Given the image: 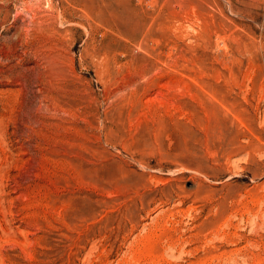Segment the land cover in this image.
I'll return each mask as SVG.
<instances>
[{"label": "rangeland", "instance_id": "374dc122", "mask_svg": "<svg viewBox=\"0 0 264 264\" xmlns=\"http://www.w3.org/2000/svg\"><path fill=\"white\" fill-rule=\"evenodd\" d=\"M0 264H264V0H0Z\"/></svg>", "mask_w": 264, "mask_h": 264}]
</instances>
